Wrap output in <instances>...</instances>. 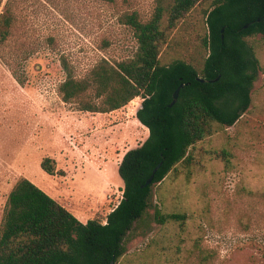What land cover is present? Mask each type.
<instances>
[{
	"label": "rangeland",
	"instance_id": "374dc122",
	"mask_svg": "<svg viewBox=\"0 0 264 264\" xmlns=\"http://www.w3.org/2000/svg\"><path fill=\"white\" fill-rule=\"evenodd\" d=\"M154 8V0H18L16 28L5 50L19 63L25 83L0 60V225L21 178L83 224L105 223L119 205L124 187L119 165L149 135L136 119L143 100L105 114L64 103L58 91L65 78L60 57L69 58L78 76L101 58L133 57L137 40L119 17L137 11L147 20ZM201 21L200 16L199 27L187 23L172 33L164 63H202ZM248 41L260 62L248 111L235 126H218L197 144L191 166L179 165L153 186L151 207L127 235L126 254L116 264H264V37ZM45 157L66 175L47 174L41 168ZM156 208L185 219L160 224Z\"/></svg>",
	"mask_w": 264,
	"mask_h": 264
},
{
	"label": "trees",
	"instance_id": "16d2710c",
	"mask_svg": "<svg viewBox=\"0 0 264 264\" xmlns=\"http://www.w3.org/2000/svg\"><path fill=\"white\" fill-rule=\"evenodd\" d=\"M154 2L147 20L137 11L119 17L137 40L133 57L120 62L101 58L84 76L77 75L67 56L60 57L65 78L58 91L64 103L105 114L137 98L143 100L136 118L149 135L141 146L127 151L119 165L124 184L121 202L105 223L93 219L83 224L32 181L19 179L9 193L0 225V264H116L126 254L127 235L151 207L153 186L162 184L179 165L191 166V151L197 144L215 134L218 126H235L248 111L260 70L248 39L264 37V21L258 22L264 16V0ZM17 7L18 0H0V60L24 85V73L15 66L19 63L11 62L5 50L16 28ZM200 16L205 30L202 63L181 59L164 63L172 33L187 23L199 27ZM182 84L177 103L170 107ZM160 163L153 182L146 186ZM41 168L51 176L66 175L50 157L42 160ZM155 217L163 225L185 219L157 208ZM202 262H207L206 256Z\"/></svg>",
	"mask_w": 264,
	"mask_h": 264
},
{
	"label": "water",
	"instance_id": "95a60500",
	"mask_svg": "<svg viewBox=\"0 0 264 264\" xmlns=\"http://www.w3.org/2000/svg\"><path fill=\"white\" fill-rule=\"evenodd\" d=\"M262 21H264V16H263L262 18H259V19H258V22H262ZM250 25H251V24L246 25L245 28H249ZM198 80L201 81V82H204L203 79H198ZM184 86H185L184 84L180 85V87L175 91L174 96H173V101H172V103L170 104V107L174 106V105L177 103L178 98H179L180 90H181ZM160 167H161V163L158 164V165L156 166V168L153 170L152 175L149 177V179H148L147 182H146V186L150 185V184L153 182L154 176H155V174L157 173V171L159 170ZM112 264H113V263H112Z\"/></svg>",
	"mask_w": 264,
	"mask_h": 264
},
{
	"label": "bare ground",
	"instance_id": "6f19581e",
	"mask_svg": "<svg viewBox=\"0 0 264 264\" xmlns=\"http://www.w3.org/2000/svg\"><path fill=\"white\" fill-rule=\"evenodd\" d=\"M138 102H139V99H136V100L134 101L133 105H134V106H138V105H139Z\"/></svg>",
	"mask_w": 264,
	"mask_h": 264
},
{
	"label": "crops",
	"instance_id": "0c3cea01",
	"mask_svg": "<svg viewBox=\"0 0 264 264\" xmlns=\"http://www.w3.org/2000/svg\"><path fill=\"white\" fill-rule=\"evenodd\" d=\"M137 99H139V98H137ZM135 100H136V99H135ZM135 100H134V101H135ZM140 107H141V105H140ZM138 110H139V109H137V111H138ZM137 111H136V113H137ZM136 119H137V118H136ZM137 121H138V120H137Z\"/></svg>",
	"mask_w": 264,
	"mask_h": 264
}]
</instances>
